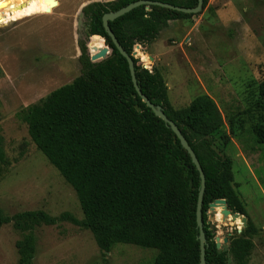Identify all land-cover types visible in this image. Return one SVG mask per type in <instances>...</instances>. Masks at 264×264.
Wrapping results in <instances>:
<instances>
[{"label": "trees", "instance_id": "trees-1", "mask_svg": "<svg viewBox=\"0 0 264 264\" xmlns=\"http://www.w3.org/2000/svg\"><path fill=\"white\" fill-rule=\"evenodd\" d=\"M138 0L94 2L83 8L88 19L86 34L101 44L81 42V74L39 103L25 115L29 134L77 193L82 220L70 212L54 217L42 210L6 217L0 208V229L11 221L30 233L16 246L19 264H32L36 235L32 223L55 225L69 221L92 232L99 247L110 252L118 243L154 248L153 264H201L197 207L201 176L189 152L165 121L143 102L133 83L128 60L107 33L103 16ZM192 8L198 0H151ZM209 0H204V8ZM46 0H27L12 15ZM10 19L11 14L7 15ZM158 5H141L110 22L129 55L134 43L144 51L170 21L190 18ZM113 50L111 57L110 50ZM145 43V45H142ZM135 49V50H136ZM134 50V51H135ZM138 85L155 105L163 108L195 151L206 176L203 223L207 239L206 264H250L255 244L249 237L246 209L235 189L234 162L214 148L213 135L225 124L217 102L208 94L194 98L186 108L175 109L169 100L163 75L150 71L133 58ZM136 105L141 107L138 111ZM264 114V79L258 86L256 106L249 113ZM258 142L264 144V119L253 124ZM228 137H225L227 140ZM1 141V135H0ZM1 143V142H0ZM3 150L0 144V158ZM226 199L241 217L244 235L232 238L228 248H217L216 230L208 221L210 204ZM225 206L224 204H216ZM255 234L256 227L252 225ZM246 237V238H245Z\"/></svg>", "mask_w": 264, "mask_h": 264}, {"label": "rangeland", "instance_id": "rangeland-1", "mask_svg": "<svg viewBox=\"0 0 264 264\" xmlns=\"http://www.w3.org/2000/svg\"><path fill=\"white\" fill-rule=\"evenodd\" d=\"M26 1L0 0V13L11 14L8 24L0 23V208L9 218L42 210L54 217L70 212L82 220L76 191L37 148L25 115L80 76L81 42L93 65L90 38L95 46L100 39L86 34L83 8L113 0H57L56 6L41 2L12 15ZM134 50L140 65L163 75L175 109L188 107L201 94L217 102L225 124L213 135L214 148L234 162L235 189L250 229L245 238L255 244L250 264H264V144L253 130L264 114L249 113L264 79V0H209L194 16L170 21L144 51ZM141 54L151 55V61L146 63ZM207 214L215 239H223L222 248L246 232L234 216L230 222L219 220L213 209ZM32 227L37 239L32 264H153L158 254L157 249L125 243L105 252L90 230L69 221L34 222ZM30 232L15 221L1 227L0 264H19L16 244Z\"/></svg>", "mask_w": 264, "mask_h": 264}, {"label": "water", "instance_id": "water-1", "mask_svg": "<svg viewBox=\"0 0 264 264\" xmlns=\"http://www.w3.org/2000/svg\"><path fill=\"white\" fill-rule=\"evenodd\" d=\"M46 1L52 6H56L57 3H58L57 0H46ZM145 4L158 5V6H161V7L169 8V9L180 11V12H184V13L197 14V13H199V12H201L203 10V8H204V0H198V5L196 7H192V8L182 7V6L174 5V4H171V3H166V2H163V1L138 0V1L130 3L129 5H127L126 7L122 8L120 10L111 11V12L105 13L104 16H103V24H104V27H105L107 33L112 38L116 48L128 60L133 83H134V85H135V87H136V89L138 91V94L142 98L143 102L146 103L154 111V113L156 114L157 117H159L160 119L165 121L166 124L169 127L172 128V130L175 133L176 138L181 141L182 146L189 152L190 156L192 157L193 163L196 165V167L198 168V170L200 172L202 183H201V190H200V194H199L198 207H197V221H198V226L200 228L199 239H200V242H201V264H206V261H205V256H206L205 249H206V245H207V239H206L205 231H204L203 211H202L203 198H204V193H205V189H206V176H205L204 170H203V168L201 166V163H200L195 151L190 146V144L188 143L186 138L182 135V132L178 128L177 124L165 114V112H164V110H163V108L161 106L155 105L141 91V89H140V87L138 85V81H137V77H136V70H135V63H134V59H133V58H136V56L134 55V53H132L131 55H129L127 53V51L124 49V47L122 46V44L118 40L117 36L115 35L114 31L110 27V22L111 21H114L117 18L129 13L133 9H135V8L141 6V5H145ZM140 44L141 43H139V42L135 43L134 44V49L138 48V46ZM142 45H145V43H142ZM108 48H110V47L108 46ZM111 51H113V50L111 49ZM136 108H137L138 111H141V107L139 105H136ZM218 203H223L225 205L226 212L232 213V214L242 215L240 213H234L232 210H230L229 207H228V203H227L226 199H217V200H215L214 202H212L210 204V209H213L214 205H216ZM244 217L248 221V218L246 216H244ZM216 244H217V248L218 249L222 248V243L220 242L218 237H217V240H216Z\"/></svg>", "mask_w": 264, "mask_h": 264}, {"label": "bare ground", "instance_id": "bare-ground-1", "mask_svg": "<svg viewBox=\"0 0 264 264\" xmlns=\"http://www.w3.org/2000/svg\"><path fill=\"white\" fill-rule=\"evenodd\" d=\"M0 23H2V24H8L9 23V18H8V16L7 15H3V13H0ZM97 43H98V45H100L101 44V41L100 40H98L97 41ZM138 50H140V49H138ZM137 53V52H136ZM138 54V53H137ZM135 55V54H134ZM141 56L143 57V60L146 62V61H151V55L150 56H147V55H143V54H141ZM147 63V62H146ZM218 204H223V203H218ZM213 211L214 212H216V213H218V218H219V220H221V221H232V217L234 216L235 217V221L237 222V223H240L241 225V227L240 228H243V226H244V222H243V220L244 219H242L241 217H238V216H235L234 214H232V213H228V212H226V208H225V206H218V205H214V207H213ZM245 221V220H244ZM219 240H220V242L222 243V241H223V239L220 237L219 238ZM225 241H228L229 239L228 238H225L224 239Z\"/></svg>", "mask_w": 264, "mask_h": 264}]
</instances>
